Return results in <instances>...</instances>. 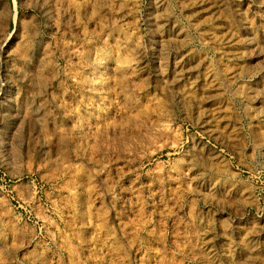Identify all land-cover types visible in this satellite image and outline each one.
<instances>
[{
	"label": "rangeland",
	"instance_id": "obj_1",
	"mask_svg": "<svg viewBox=\"0 0 264 264\" xmlns=\"http://www.w3.org/2000/svg\"><path fill=\"white\" fill-rule=\"evenodd\" d=\"M0 264H264V0H0Z\"/></svg>",
	"mask_w": 264,
	"mask_h": 264
},
{
	"label": "bare ground",
	"instance_id": "obj_2",
	"mask_svg": "<svg viewBox=\"0 0 264 264\" xmlns=\"http://www.w3.org/2000/svg\"><path fill=\"white\" fill-rule=\"evenodd\" d=\"M201 6V5H200ZM206 9V8H205ZM212 23V22H211ZM175 24V23H174ZM187 33V32H186ZM173 69V68H172ZM93 77V76H92ZM91 79V78H90ZM92 81V80H91ZM89 86V85H88Z\"/></svg>",
	"mask_w": 264,
	"mask_h": 264
}]
</instances>
